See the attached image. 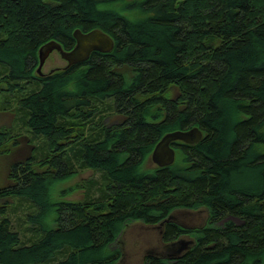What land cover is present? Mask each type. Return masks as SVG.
<instances>
[{
	"label": "trees",
	"instance_id": "obj_1",
	"mask_svg": "<svg viewBox=\"0 0 264 264\" xmlns=\"http://www.w3.org/2000/svg\"><path fill=\"white\" fill-rule=\"evenodd\" d=\"M116 1L0 0V110L14 107L37 141L0 186V264H119L120 245L111 256L104 248L132 221L162 225L165 243L191 236L180 256L145 264H264V0H125L136 19L96 11ZM77 28L102 29L114 48L40 74V48L72 49ZM111 112L124 118L107 123ZM192 127L201 140L175 141V162L146 167L166 133ZM12 129L0 128V153L19 143ZM248 162L259 182L230 185ZM86 168L101 179L82 185L85 198L51 201L52 186ZM12 197L35 208L27 239L7 214ZM180 209L207 218L187 227Z\"/></svg>",
	"mask_w": 264,
	"mask_h": 264
},
{
	"label": "rangeland",
	"instance_id": "obj_2",
	"mask_svg": "<svg viewBox=\"0 0 264 264\" xmlns=\"http://www.w3.org/2000/svg\"><path fill=\"white\" fill-rule=\"evenodd\" d=\"M125 4V0L100 4L97 6L96 11L100 15H106L110 13V11H119L121 13H125L123 11ZM125 14L130 15L133 19H136L135 17H139L138 11L126 12ZM65 65V58L62 57L58 50H54L47 57L42 67V71L44 73H48L55 68H60ZM177 92L178 90L175 88L173 90V94L176 95ZM107 115L108 117L105 118L107 123L116 122L124 118L122 115L112 112ZM17 116L18 114L14 107L7 110H0V128H13L12 132L13 134H17V139L19 141V143L12 148L10 153H0V186L11 183V179L9 177L11 164L16 161H24L31 158L33 156L34 150L37 147L36 144H34L37 141H32L28 135L27 128L17 123ZM230 118H232V120L234 119L233 111L230 113ZM220 127L222 128L223 132L225 133L226 131L228 135L231 129V121L228 119L222 121ZM229 135H231V133ZM220 151L217 152L218 155ZM156 166L157 164L153 161L152 156H150L146 162V167L155 168ZM90 178L101 179V173L91 168H86L69 180L52 186L50 189V195H52L51 201L55 202V200L57 198L59 199L60 197L72 200H81L85 198L86 195H88V189L82 185L87 183L88 179ZM260 178V167L248 162L247 165H240L236 168V170H234L230 176L229 183L230 185L240 184L242 186H251L258 183ZM70 186H76L77 188L75 191L68 192L64 196H61L60 189H65ZM4 204L7 206V214L11 217V219L14 220L18 228H25V238H29V228L32 224L28 221L27 217L29 213L35 211V208H32L30 206L31 203L26 199L20 197L9 198L6 202H4ZM22 214L24 218L19 217V215ZM174 215L178 222L191 228L203 225L207 218V212L204 209H180L175 211ZM54 218L55 213L53 215L52 212L51 216L47 218L48 227L54 225ZM19 220L22 223L21 225L17 222ZM162 229V225L159 224H147L143 221H132L124 229L120 237V242L109 243L104 248V251L111 256L115 253L116 248L120 245L123 254L119 264H145V260L150 254L167 256L169 252H173L174 250L166 248V243L163 242ZM178 239L189 241L191 240V236L187 234L181 236Z\"/></svg>",
	"mask_w": 264,
	"mask_h": 264
},
{
	"label": "water",
	"instance_id": "obj_3",
	"mask_svg": "<svg viewBox=\"0 0 264 264\" xmlns=\"http://www.w3.org/2000/svg\"><path fill=\"white\" fill-rule=\"evenodd\" d=\"M76 38V45L70 50H64L61 44L52 40L44 44L40 48V64L38 71L43 74L42 67L50 55V53L57 49L63 58L68 61L67 66L78 64L86 61L92 52L111 51L115 46L114 38L104 32L102 29L94 28L87 32L77 28L74 32ZM203 137V132L199 127H192L188 130L177 129L166 133L160 141L156 144L151 156L153 161L158 166H167L175 162L176 149L173 146L175 141H183L186 143H196ZM192 244V240L178 239L169 244H166L167 249H173V252H169L167 257H178L185 252Z\"/></svg>",
	"mask_w": 264,
	"mask_h": 264
},
{
	"label": "bare ground",
	"instance_id": "obj_4",
	"mask_svg": "<svg viewBox=\"0 0 264 264\" xmlns=\"http://www.w3.org/2000/svg\"><path fill=\"white\" fill-rule=\"evenodd\" d=\"M64 49V48H63ZM55 50H57V49H55ZM64 50H66V49H64ZM54 51V50H53ZM39 72V71H38ZM40 73V72H39ZM44 73V72H43ZM41 74V73H40Z\"/></svg>",
	"mask_w": 264,
	"mask_h": 264
},
{
	"label": "flooded vegetation",
	"instance_id": "obj_5",
	"mask_svg": "<svg viewBox=\"0 0 264 264\" xmlns=\"http://www.w3.org/2000/svg\"><path fill=\"white\" fill-rule=\"evenodd\" d=\"M65 61H66V65L68 64V61L65 59Z\"/></svg>",
	"mask_w": 264,
	"mask_h": 264
}]
</instances>
